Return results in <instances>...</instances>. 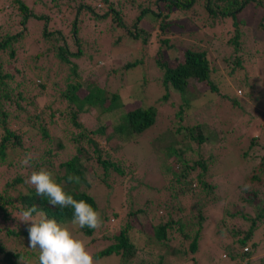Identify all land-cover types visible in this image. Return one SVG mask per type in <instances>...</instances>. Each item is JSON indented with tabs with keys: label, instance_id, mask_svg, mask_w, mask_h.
Listing matches in <instances>:
<instances>
[{
	"label": "trees",
	"instance_id": "16d2710c",
	"mask_svg": "<svg viewBox=\"0 0 264 264\" xmlns=\"http://www.w3.org/2000/svg\"><path fill=\"white\" fill-rule=\"evenodd\" d=\"M29 1L0 0V108L5 100L10 97L5 90L8 85L11 84L17 88L26 86V80L28 79V76L25 75L26 69L17 67V62L19 63L21 59L20 56H22L21 64H23L27 51L31 49L30 43L43 40L44 43H48L45 50L59 59L62 64L67 65L71 71L72 82L66 84L59 97L67 102V113L69 112L67 122L73 129L70 137L73 144L71 153L61 151L64 147L63 143L60 149H57L58 147L56 146L54 149L52 147L53 142L59 137H54L53 134L48 133L46 128H42L43 138L47 137L44 148L37 144L31 145V143H27L28 146L24 145L22 136L25 130L19 131L18 128L13 127L17 119V113L14 115L10 109H0V264H18L20 257H26L32 261V264H38V250L8 245V237L23 236L26 237L24 244L28 243L27 232L25 231L26 225L21 223L16 217L33 205L37 207V211L43 212L47 218L56 219L58 223L67 227L70 225L75 230L81 231L85 236H90L94 232V229L88 227L81 229L79 226L73 225L74 210L71 207L63 209L51 207L48 198L39 197L36 194L35 187L26 182L33 171H39L41 168L52 172L55 180L64 187L66 193L77 200H85L98 212V200L96 195L92 193L94 184L85 177L87 168L97 169L95 179L99 182V185L105 188L107 196L111 197L116 188L123 189L124 192L121 194L114 193L112 194L113 199H109L113 204L116 202V206H113L115 210H113L114 213L112 215L115 217L116 210L123 209L126 214L139 219L133 220L135 221L134 223L128 220L111 237H107V235L106 237L110 242L102 249L94 252V258L97 259L114 254L118 257L117 264H168L169 260L166 259L167 249L169 248L167 233L169 229L173 228L175 223L179 226L178 230L182 232L183 224L181 219H163L157 224H151L153 219L158 218V212L163 214L164 209L167 208L165 203L157 202L153 204L152 197L146 199L143 204H136H140V206L135 208L136 205L134 203L140 202V199L139 195L131 194V192L135 185L141 183L140 176L138 177L139 174L136 173L137 175L134 177L132 170L127 169L121 161L116 159L115 152L123 148L120 143L130 142L133 137L138 139L144 131L151 127L157 120V104L166 103L171 94L175 92H178L181 96H178L179 101L173 96L174 102L178 103L176 116L180 119L184 118V113L187 111V106L193 94L192 90L196 88H198V93H200L199 96L201 95L199 100L216 93L223 101L227 102L230 109L238 112V115H243V112H240L244 110L247 104L245 94L239 96L235 92L228 94L220 91V88L216 86L212 79V74L215 71L213 66H211L206 49L197 50L186 47L180 50L181 55H179L175 41L170 36L176 32L174 27L171 29V26L176 24L177 21L174 10H189L196 4H201L206 16L203 26L224 27L225 20L229 19V23H226L227 27L228 25L232 26L233 30L231 31H234V36L230 39L237 46V38L242 34L239 25L245 23L243 18L238 17L239 14L249 4L264 8V0H101L97 8L92 7L91 3H84L83 0H50L52 4L46 7L48 10L44 7L40 9L35 6L32 7ZM39 1H41L40 3L43 6L42 0ZM37 3L38 1L35 0L34 5ZM61 5H64L65 9L70 8L73 10V19L67 21L65 18H60V24L64 25L66 23L69 27H61L62 29L60 27H51V29L48 24L52 16L64 11ZM125 9L130 10L133 14L136 13L135 21L129 27L121 17V13ZM87 14L90 19L83 20L84 15ZM148 15L154 18L153 21L157 18L160 19L158 23L159 33H156L159 36L157 40L159 44L155 46V53L158 54V57L155 62L162 72L160 77L153 79V81L160 84L162 91L155 100L156 102H147L139 105L128 102L116 103L119 98L117 92L108 94L104 88L91 81L86 84L87 93L80 96L79 90L83 83L78 74V65L73 62L72 58H79L87 52L82 46L83 42L79 37V31L82 29L85 32H97L96 27L99 26V23L109 17L115 20L117 27L124 29V36L134 40L141 39L147 48L152 43L150 33H146L137 26L140 21L148 19ZM30 21L39 23L40 28L30 26ZM260 21L261 27H264V13ZM68 29L71 33V38H66L64 33ZM170 29L171 31H169ZM30 32L37 35L32 36ZM165 33H170V35L162 38V34ZM188 34H191V32L188 31ZM204 34L207 36L205 31ZM213 38V36L208 37V43H213ZM72 45L76 46V50L72 49ZM167 49H170L169 57L163 58L162 51ZM172 50H176L174 60L172 59L173 55H171ZM142 61V59L127 61L124 67L126 69L133 68ZM88 64V67L91 68V64ZM236 64L240 65L239 61ZM9 67L14 70H9ZM244 80L242 81L244 84H238V87L241 90L244 89L246 93L250 86L248 81ZM197 83L198 87H196ZM201 84H207L209 90L205 92L203 87L200 86ZM35 89L38 91L29 93L30 90L27 89V92L26 90L23 91L26 95H19L22 101L21 104L17 103L16 105L19 109L29 106L32 112L38 111L37 96L38 94L43 96L46 88L38 87ZM257 93L258 91L256 95ZM1 97L5 98L2 102ZM256 98L262 103H260V107H256L257 113L255 114L257 117L264 119V97L260 99L259 96H256ZM119 104H121L122 108L115 119H112L109 124L101 123L96 130H90L89 132L92 135L88 137L80 115H89L92 111L100 115L111 113V111L119 107ZM128 105H132V107H128ZM47 107L50 110V115L53 116L55 113L52 111V105L48 104ZM35 117L37 123H41L40 115L35 114ZM230 121H224L223 124L226 125ZM203 126L204 124L198 123L193 126L176 127L175 132L179 139L169 145L165 142L167 140L166 137H157L158 140L166 143L163 155L159 156L161 157L159 159V173L163 177L162 179L165 180L164 186L169 185L171 190L175 189L176 194L179 191L181 194L188 193L193 190V186L192 184H187L186 186L182 184L183 182H189L187 170L181 169V165H178V169L175 170L165 158L172 154L179 155L180 152L185 150L194 152V147L191 146L190 140H195L199 146L205 139L215 138V145L217 146V144L227 139L228 134L232 130L224 127L221 130L205 128L204 132ZM28 137L29 135L26 136V138ZM104 137L110 142L113 138L118 139L117 146L103 148L102 142L98 138ZM125 137L126 139H124ZM256 145H258V141L254 138L250 139L248 150L243 152V156L246 158V165H243V167H250V170L244 182L239 185L240 192L237 190L235 195L242 202L243 207L248 208L241 214L242 219L249 220L248 228L239 224L229 226V220L225 218L218 222L221 227L219 235L229 238V242L222 245V248L226 251L222 256L229 260L228 264H264V256H252L253 252L248 246L249 241L253 240L255 230L264 222V198L262 197L264 194V154L259 156L260 160L258 162H255L257 155L255 153L251 155V151L256 148ZM18 148L21 149L24 155L30 152L33 160L29 166L25 167L21 164L19 168L12 171L13 165L17 164V160H19L18 157H15ZM199 154L198 151V159L194 161L190 168H195L198 165V184L200 186L214 187V184H208L204 181L206 172L209 170L211 161L209 157L212 153L210 151L211 155L207 154L208 159L203 158ZM56 157H60V162L57 163L54 160ZM184 163H186L185 160ZM129 175L131 178L130 182L128 184L122 183L123 179ZM70 177H73V179L69 180ZM74 177H79V182ZM143 188L145 189L146 187L143 186ZM133 195L135 197L131 200ZM225 212H227L228 216L237 214L236 211L232 213L230 209H226ZM33 216L35 217L36 213H33ZM197 216H199L197 223L200 225L193 233H183V241L187 245L176 250V254L179 257L195 258V253H197L196 251L199 248L203 223H200L202 218L201 207L197 209ZM162 217L164 218L163 215ZM146 225L152 226L151 234L147 238L156 243L151 244L154 245L153 248H148L150 245L145 247L142 244H138L135 240L136 237L139 238L140 233H145L141 232V229ZM252 243L253 245L256 244L255 241H252Z\"/></svg>",
	"mask_w": 264,
	"mask_h": 264
},
{
	"label": "rangeland",
	"instance_id": "374dc122",
	"mask_svg": "<svg viewBox=\"0 0 264 264\" xmlns=\"http://www.w3.org/2000/svg\"><path fill=\"white\" fill-rule=\"evenodd\" d=\"M37 1L38 3L34 5L35 0H30L29 4L32 7L35 6L37 9L41 7L46 8L52 4L50 0H42V6L41 1ZM83 2L91 3L92 7L97 8L101 0H83ZM162 5L163 3L161 7ZM61 6L64 11L53 15L48 27H69L66 23L64 25L60 24L59 19L72 20L74 16L73 10L70 8L65 9L64 5ZM46 9L48 10V8ZM174 13L177 21L176 24L171 26V29L174 27V31L176 32L172 35L165 33L161 37L170 35L171 39L175 41L179 55H181L180 50L186 47L197 50L206 49L211 66H213L215 71L212 74V79L216 83V86L220 88V91L228 94L235 92L239 96L245 94V97H247L245 99L247 104L244 110L240 112H243V115H238V112L230 109L227 102L223 101L216 93L199 100L201 95L199 96L200 93H198V88H196L192 90L193 94L187 106V111L184 113V118L180 119L176 116L178 103L173 100L174 96L179 101L178 96L180 94L175 92L171 94L166 103L157 104L158 115L156 122L144 131L138 139L133 137L130 142L120 143L123 145V148L115 152V157L127 169L132 170L134 177L137 174H139L138 177L140 176L141 183L135 185L131 192V194L139 195L140 202L134 203L135 205L138 203L143 204L146 199L151 197L154 201H152L153 204L161 202L167 205L163 214L158 212V218L153 219L151 224H157L159 221H163V219H181V223L183 224L182 232L178 230L179 226L175 223L173 228L169 229L167 233L169 248L167 249L166 259L169 260L168 264H228L229 260L222 256V254L226 253L222 245L227 244L229 238L219 235L221 227L218 222L225 218L229 220V226L239 224L248 228L249 220L241 218L242 212H245L248 208H244L239 198L235 197L237 190L240 192L239 185L244 182L250 170V167H243V165H246V158L243 156V152L248 150L249 140L254 138L258 141L256 148L251 151V155L253 153L257 155L255 162H258L260 160L259 156L264 154V119L257 117L255 114L257 113L256 107H260L259 105L262 103L256 96H259L260 99L264 97V27H261L260 24L264 8L249 4L241 11L238 17L243 18L245 23L239 25L242 34L237 38V46L230 39L234 36V31H231L233 30L232 26L228 25L227 27L229 19L225 20L227 24L225 23L224 27L203 26L206 16L201 4H196L189 10H174ZM121 17L129 27L134 23L136 13L133 14L130 10L125 9L121 13ZM88 19H90L88 14L84 15L83 20ZM153 19L152 16L148 15V19L140 21L137 26L138 28H142L146 33H150L152 43L147 48L141 39L134 40L124 36V29L117 27L115 20L109 17L99 23V26L96 27L97 30L95 29L97 32H85L82 29L79 31V37L83 42L82 46L87 52L79 58H72L73 62L78 65V74L83 83L79 90L80 96L87 93L86 84L91 81L104 88L108 94L117 92L119 98L116 100V103L120 102L122 104L128 102L139 105L147 102H156L155 100L159 97L162 88L153 79L160 77L162 71L155 62V59L158 57V54L155 53V46L159 44L157 42L159 36L156 33H159L158 23L160 19L157 18L155 21ZM29 25L38 29L40 28L37 22L30 21ZM188 31L191 34H188ZM204 31L207 36L204 34ZM30 33L32 36L37 35L33 32ZM64 33L66 38H71L69 29L64 31ZM211 36L214 37V42L208 43L207 38ZM47 45L48 43H44L43 40H39V42L34 41L30 43L31 49L27 51L23 64H21L22 56H20L21 59L19 63L17 62V67L26 69L25 75L28 76L26 86L17 88L11 84L8 85L5 90L9 93L10 97L6 100L1 97V102L4 100L5 102L0 109H10L14 115L17 113V119L13 127L18 128L19 131L25 130L22 136L24 145L31 143V145L37 144L44 148L47 137L43 138L41 129L46 128L49 134L59 137L53 142L52 147L55 149L56 146L58 147L57 149H60L64 144L61 151L71 153L73 143L70 137L71 130L73 129L67 122L69 113H67V102L59 97L66 84L72 82L71 71L67 65L62 64L59 59L45 50ZM72 46V49L76 50V46ZM162 52L163 58L169 57L168 53H170V49L163 50ZM175 53L176 50L171 51L173 60ZM135 59H142L143 61L133 68L126 69L124 67L127 61ZM237 61H239L240 65L236 64ZM88 63L91 64V68L88 67ZM12 69V67H9V70L12 71ZM244 79L248 81L250 86V89L246 93L244 89L241 90L238 87V84H244L242 82L245 81ZM13 80L15 79L13 78ZM200 86L203 87L205 92L209 90L207 84H201ZM38 87L46 88L43 96L40 94L37 96L38 111L32 112L29 106L19 109L16 106L17 103L21 104L22 102L19 95H26L23 91L26 90L27 92V89L30 90L29 93L38 91L35 89ZM196 87H198V83ZM48 104L52 105V111L55 113L53 116L50 115V110L47 107ZM121 104L111 111V113L100 115L92 111L89 115H80L88 137L92 135L89 132L90 130H96L101 123L109 124L112 119H115L122 108ZM128 107H132V105H128ZM35 114L40 115L41 123H37ZM229 120L231 121L228 124H223L224 121L228 122ZM198 123L204 124V132L205 128L221 130L224 127L225 129L230 128L232 130L228 134L227 139L217 144V146L215 145V138L205 139L199 146L198 142L190 140L191 146L194 147V152L185 150L180 152L179 155L172 154L165 158L168 163L172 164V168L175 170L178 169V165H181V169H186L189 174V182H183L182 184L185 186L192 184L193 186V190H190L188 193L181 194L179 191L176 194L175 189L171 190L169 185L164 186L165 180L162 179L163 177L159 173V159L161 158L159 156L163 155L166 143L169 145L171 142L174 143L176 139H179V136L175 132L176 127L193 126ZM28 135L29 137L26 138ZM158 136L166 137V143L158 140ZM98 139L102 142L103 148L117 146L118 139L116 138H113L111 142L105 139V137ZM198 151L199 155L205 159H208L207 154L211 155L210 151L212 153L209 157L211 161L204 181L208 184H214V187L200 186L198 184V165L195 168H190L194 161L198 159ZM15 157H18L19 160H17V164L13 165L12 171L21 166L24 154L20 148L17 149ZM54 160L58 163L61 159L60 157H56ZM184 160L186 163H184ZM96 174L97 169L87 168L85 171L86 179L94 184L92 193L96 195L98 200L99 213L103 220L102 227L94 229L92 235L85 236L81 231H77V229L75 230V228L68 225L77 238L85 241L92 254L108 245L110 241L107 237H111L128 220L134 223L139 219L138 217L135 219L126 214L123 209L116 210L115 217L112 215L114 213L113 210H115L113 206H116V202L113 204L109 199H113L112 194H121L124 191L122 188L121 190L116 188L111 197L107 196L105 188L99 185V182L95 179ZM130 180L129 175L123 179L122 183L128 184ZM143 186L146 188L144 189ZM135 195H133L131 200L134 199ZM262 197L264 198V194ZM140 204L136 205L135 208L140 206ZM198 207H201L202 210L200 223L203 222L199 248L196 251L197 253H195V258L179 257L176 254V250L179 247L182 248L187 245L183 241V233H193L200 225L197 223L199 218L197 216ZM226 209H230L232 213L236 211L237 214L228 216L227 212H225ZM249 212L251 213L250 210ZM151 231V225L143 226L141 232L145 233H140L139 238L136 237L135 239L136 242L145 247L150 245L148 248H153L154 245L151 244L156 243L147 238L151 234ZM25 239L26 237L23 236L8 237V245L28 249V243L24 244ZM252 241H255L256 244L253 245ZM252 241L250 240L248 243L250 250L253 252L252 256H264V222L255 230ZM94 259L99 264L118 263V257L114 254Z\"/></svg>",
	"mask_w": 264,
	"mask_h": 264
},
{
	"label": "clouds",
	"instance_id": "9594fccd",
	"mask_svg": "<svg viewBox=\"0 0 264 264\" xmlns=\"http://www.w3.org/2000/svg\"><path fill=\"white\" fill-rule=\"evenodd\" d=\"M32 160V154L26 153L21 164L27 167ZM71 179L73 177L69 178ZM74 179L79 182V177ZM26 182L35 187L39 197H47L51 207L61 209L71 207L74 210L73 225L81 229L102 227L101 214L85 200H77L66 193L64 187L55 180L52 172L44 168L33 171ZM33 213H36L35 217ZM16 218L26 225L29 248L38 250V264H99L85 241L77 238L66 225L58 223L56 219H49L43 212L37 211L35 205L22 211ZM18 264H32V261L20 257Z\"/></svg>",
	"mask_w": 264,
	"mask_h": 264
},
{
	"label": "built area",
	"instance_id": "2783aa9c",
	"mask_svg": "<svg viewBox=\"0 0 264 264\" xmlns=\"http://www.w3.org/2000/svg\"><path fill=\"white\" fill-rule=\"evenodd\" d=\"M246 249V248H245Z\"/></svg>",
	"mask_w": 264,
	"mask_h": 264
}]
</instances>
